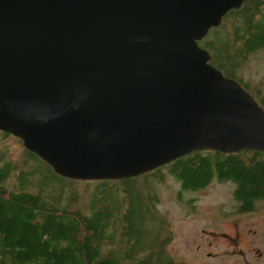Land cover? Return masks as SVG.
<instances>
[{
	"label": "water",
	"instance_id": "water-1",
	"mask_svg": "<svg viewBox=\"0 0 264 264\" xmlns=\"http://www.w3.org/2000/svg\"><path fill=\"white\" fill-rule=\"evenodd\" d=\"M243 0H0V129L74 179L264 151V108L199 41Z\"/></svg>",
	"mask_w": 264,
	"mask_h": 264
},
{
	"label": "trees",
	"instance_id": "trees-1",
	"mask_svg": "<svg viewBox=\"0 0 264 264\" xmlns=\"http://www.w3.org/2000/svg\"><path fill=\"white\" fill-rule=\"evenodd\" d=\"M199 44L261 103L263 96L237 70L264 46V0L228 10ZM9 136L22 144L0 129V142ZM167 173L183 190L213 178L233 182L238 209L264 198V151L258 149L193 150L135 176L74 179L23 146L14 157L0 145V264H179L165 250L170 229L157 207V185Z\"/></svg>",
	"mask_w": 264,
	"mask_h": 264
},
{
	"label": "rangeland",
	"instance_id": "rangeland-1",
	"mask_svg": "<svg viewBox=\"0 0 264 264\" xmlns=\"http://www.w3.org/2000/svg\"><path fill=\"white\" fill-rule=\"evenodd\" d=\"M237 74L256 96H263L264 105V46L240 63ZM0 145L7 146L14 157L23 146L12 136ZM162 176L157 207L168 221L170 238L165 250L173 260L181 264H264L255 251V247L264 249V198L256 200L253 211L245 216L236 206L231 181L213 178L203 187L183 190L173 175ZM230 213L245 218L226 216ZM245 248L249 250L247 260Z\"/></svg>",
	"mask_w": 264,
	"mask_h": 264
},
{
	"label": "flooded vegetation",
	"instance_id": "flooded-vegetation-1",
	"mask_svg": "<svg viewBox=\"0 0 264 264\" xmlns=\"http://www.w3.org/2000/svg\"><path fill=\"white\" fill-rule=\"evenodd\" d=\"M259 199H262V198H259ZM258 200V199H257ZM254 206H255V202L253 203L252 207L251 208H246V209H239V211H242V214H244L245 216H248V214L253 211L252 209H254ZM226 216H230L231 218L232 217H240V218H245L243 216H241V214H238V213H230ZM236 227H239L238 224H236ZM256 231L255 229L253 230V232ZM234 234H237V229H234ZM234 237H238V235H234ZM255 251H257V254H259L257 257L258 258H263L264 259V249H261L259 247H255ZM245 253H246V260H247V257L249 255V250L247 248H245ZM210 254V251H207V255ZM263 259H261L260 261H264ZM181 264V263H179Z\"/></svg>",
	"mask_w": 264,
	"mask_h": 264
}]
</instances>
